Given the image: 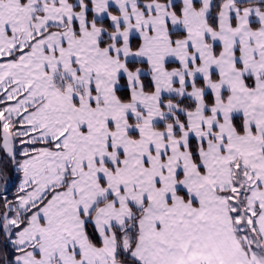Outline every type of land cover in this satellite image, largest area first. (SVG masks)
<instances>
[{
    "label": "snow or ice",
    "instance_id": "1",
    "mask_svg": "<svg viewBox=\"0 0 264 264\" xmlns=\"http://www.w3.org/2000/svg\"><path fill=\"white\" fill-rule=\"evenodd\" d=\"M0 264H264V0H0Z\"/></svg>",
    "mask_w": 264,
    "mask_h": 264
}]
</instances>
